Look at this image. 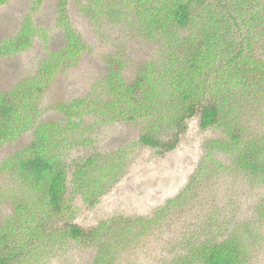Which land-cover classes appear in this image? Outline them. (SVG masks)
I'll use <instances>...</instances> for the list:
<instances>
[{
	"label": "trees",
	"instance_id": "16d2710c",
	"mask_svg": "<svg viewBox=\"0 0 264 264\" xmlns=\"http://www.w3.org/2000/svg\"><path fill=\"white\" fill-rule=\"evenodd\" d=\"M5 1L0 0V5ZM68 1H59L65 44L37 62L34 72L17 81L10 91L0 92V147L33 130L31 142L2 161V168L11 170L19 187L37 202L15 199L13 214L0 218V264H22L34 247H52L49 243L58 237L95 245L93 264H118L119 242L126 239L121 250L137 242L154 225L159 226L167 208L182 206L184 196L179 195L153 211L150 218L114 215L99 221L95 228L64 221L75 212L76 193L93 205L103 193V184L92 187L97 177L99 181L116 175L115 163L94 155L69 165L63 159L69 146L88 143L79 136L94 129L96 120L90 116L101 112L102 104L114 111L112 117L138 122L140 143L160 155L177 147L192 118L197 117L200 129L217 131L218 136L204 145L205 154L190 176L193 185L188 183L181 191L190 194L196 180L203 179L202 186L208 188L205 205L211 210L206 223L209 231L230 224L231 232L203 237L199 231L203 226L194 225L173 246L179 256L164 264H246L247 240H252L255 232L250 220L242 219L249 215L252 219L251 215L263 211L264 189L247 216L232 217L240 202L236 200L233 206L228 202L231 215L219 222L217 208L209 203L213 198L210 182L228 170L264 188V0H83L82 11L90 18L102 15L121 27V35L134 33L151 51L148 58L129 61L118 55L106 56L110 69L100 79L102 94L55 105L65 116L63 126L40 120V100L50 82L61 70L79 62L86 48L66 13ZM33 29V22L25 18L13 38L0 43V56L27 49ZM130 66L131 72H127ZM87 101L94 103L91 109L84 108ZM256 112L263 118L261 130L249 132L247 115L258 116ZM226 159L228 165H223ZM210 162L217 166L210 167ZM104 171L106 174H100ZM210 174L216 175L209 181ZM203 200L202 195L200 204ZM34 214L37 219L32 218ZM159 260H164V254Z\"/></svg>",
	"mask_w": 264,
	"mask_h": 264
},
{
	"label": "rangeland",
	"instance_id": "374dc122",
	"mask_svg": "<svg viewBox=\"0 0 264 264\" xmlns=\"http://www.w3.org/2000/svg\"><path fill=\"white\" fill-rule=\"evenodd\" d=\"M59 1L6 0L0 5V43L12 39L27 17L33 22L34 28L31 31V43L27 49L0 56V92L10 91L17 81L34 72L37 62L45 59L49 52L65 44L59 21ZM81 3L83 4L84 1L81 0L78 3V1L69 0L66 13L74 29L83 37L86 48L83 50L80 61L61 70L44 91L40 100L41 121L58 122L64 126L65 116L55 109L56 104L60 101L68 102L72 98H90L92 95L102 94L103 85L100 79L104 78L110 69L106 63V56L110 58L111 55H118L129 61L146 56L148 58L150 55V46L141 42L134 33L127 32L124 34L126 37L121 35V27L112 25L102 15L90 18L82 11ZM35 29L36 32H34ZM131 69L132 66L126 71L131 72ZM93 104L87 101L83 106L85 109H91ZM99 106L102 109L101 112L96 111L90 116V120H94V117L96 120L94 129L86 130L79 136L80 140L87 139L88 143L76 142L77 144L69 146L63 159L69 165L71 162L81 163L86 157L94 155L100 160H110L109 163H115L116 175L111 177L112 182L109 181L111 178L107 177L98 181L97 177L92 187L99 188V185L103 184L100 191L103 193L93 205H89L79 196V193H76L75 212L64 221L84 228H95L99 221L114 215H139L150 218L153 211L169 199L179 195L184 196L182 206L171 205L167 208L159 219V226L154 225L155 228H153L152 225V229L140 236L137 242L129 243L122 250L121 246L126 239L118 243L121 256L118 264H164L165 260L171 261L173 257L179 256L173 248L176 240L187 231H192L195 226H203V229H199L203 231V237L220 232L224 235L231 232L230 224L221 226L218 230L209 231L210 227L206 223L211 210L205 205L208 200L206 195L208 188L202 186L203 179L196 180L197 185L193 186L190 194L181 191L188 183L193 185L190 176L196 173L199 161L205 154L204 145L218 134L217 131L200 129L197 117L192 118L177 147L160 155L156 154L154 149L140 143L141 128L138 122L112 117L111 113L114 111L109 110L106 104ZM257 111H260V106H257ZM257 115H247L250 121L246 122L249 132L261 130L263 118L259 113ZM32 131L29 129L7 140L0 147L1 220L13 214L15 199L37 205V202H32L29 193L19 187L15 176L10 174L11 170L2 168V161L31 142ZM215 154L224 158L220 153ZM210 164V167L217 166L212 162ZM223 165H228L227 159ZM100 174H106V171ZM215 175L210 174L209 181ZM218 175L219 180L210 182L213 188L210 193L213 198L209 200V203L218 210L216 219L222 222L229 217L230 208L236 200L240 202L236 210L232 212L233 218L242 217L240 214H244V217L251 213L252 204L261 196L263 186L260 183L248 182L240 173H230L228 170ZM202 195L204 200L200 204L199 199L201 200ZM189 202L190 205H188ZM39 212L38 218L41 215ZM251 217L252 219L249 215L242 219V221L250 220L249 226L255 232L252 240H247L250 247L246 264H264V209L259 216L251 215ZM32 218L37 219L36 214ZM113 240L118 241L115 238ZM49 244L52 247L45 244L34 247L26 253L22 264H93L95 245L78 244L64 237H58L56 242ZM163 254L164 260L160 262L159 258Z\"/></svg>",
	"mask_w": 264,
	"mask_h": 264
}]
</instances>
